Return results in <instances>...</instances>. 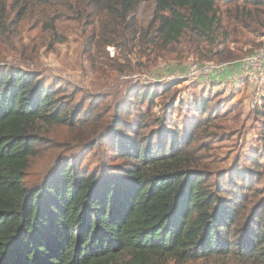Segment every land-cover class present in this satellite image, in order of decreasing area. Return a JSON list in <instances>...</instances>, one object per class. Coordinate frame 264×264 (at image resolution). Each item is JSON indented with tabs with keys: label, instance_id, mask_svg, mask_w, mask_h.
<instances>
[{
	"label": "trees",
	"instance_id": "1",
	"mask_svg": "<svg viewBox=\"0 0 264 264\" xmlns=\"http://www.w3.org/2000/svg\"><path fill=\"white\" fill-rule=\"evenodd\" d=\"M145 2L94 0V7L125 21ZM243 2L262 15L264 0ZM153 6L145 30L151 50H168L188 36L212 44L223 33L217 0H153ZM57 93L35 74H0V264H227L229 258L264 264V207H247L250 177L238 173L212 188L205 176L186 169L201 123L156 141L141 136L144 126L123 137L118 129L112 138L125 168L100 175L63 164L41 187L25 188L36 127L72 122L70 103Z\"/></svg>",
	"mask_w": 264,
	"mask_h": 264
},
{
	"label": "rangeland",
	"instance_id": "2",
	"mask_svg": "<svg viewBox=\"0 0 264 264\" xmlns=\"http://www.w3.org/2000/svg\"><path fill=\"white\" fill-rule=\"evenodd\" d=\"M217 7L224 34L214 43L188 36L168 50H151L145 30L153 22V0L139 4L125 21L99 13L94 0H5L0 74L37 75L70 103L73 116L69 125L36 127L25 188L41 187L63 164L100 175L125 168L112 138L118 129L123 137L144 126L141 136L156 141L201 123L190 149L194 162L186 169L205 176L212 188L238 173L248 175L247 207H264V72L253 89L231 66L210 84L184 77L191 62L229 64L264 46V6L262 15L243 0H217Z\"/></svg>",
	"mask_w": 264,
	"mask_h": 264
},
{
	"label": "built area",
	"instance_id": "3",
	"mask_svg": "<svg viewBox=\"0 0 264 264\" xmlns=\"http://www.w3.org/2000/svg\"><path fill=\"white\" fill-rule=\"evenodd\" d=\"M237 70L242 76L248 79L250 87L256 88L257 79L261 77L260 73L264 72V46L258 50L249 53V56L229 64H218L214 62H191L186 70L185 78L199 80L204 84L213 82V78L220 77L229 67Z\"/></svg>",
	"mask_w": 264,
	"mask_h": 264
}]
</instances>
